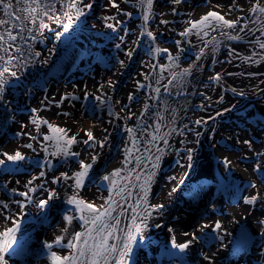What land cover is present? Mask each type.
<instances>
[{
	"label": "bare ground",
	"instance_id": "6f19581e",
	"mask_svg": "<svg viewBox=\"0 0 264 264\" xmlns=\"http://www.w3.org/2000/svg\"><path fill=\"white\" fill-rule=\"evenodd\" d=\"M2 118L0 264H264V0H0Z\"/></svg>",
	"mask_w": 264,
	"mask_h": 264
},
{
	"label": "rangeland",
	"instance_id": "374dc122",
	"mask_svg": "<svg viewBox=\"0 0 264 264\" xmlns=\"http://www.w3.org/2000/svg\"><path fill=\"white\" fill-rule=\"evenodd\" d=\"M58 23H57V21L51 23V25H50L51 28L53 29V27H55V25H57ZM54 31L57 32L59 30H54ZM93 32H95V31H93ZM22 33H23V31L20 32V34H22ZM88 34L90 35V37L94 38V35L95 34H93V36H92V33L89 30H88ZM36 35L39 36L40 33L37 32ZM52 35H53V37L57 36V39L55 41L61 40L58 35H56V34H52ZM42 37L43 38H41V37L36 38L35 37L34 40H33V42L36 43L37 45H42V44H40L42 39L45 38L46 41L49 40V36L48 35H42ZM94 40H95V43H98L99 42L96 39H94ZM33 42H30V43L33 44ZM42 49L47 54L48 49L45 48V46L42 47ZM58 59L59 58L57 57L56 60H58ZM48 60H49V62H48L49 65L47 66L48 68H46V69L52 71V73H50V74H52V76L55 75L57 77V76H61L62 74L64 75V73L69 70V68L68 69H65L63 67V64L64 63H62L61 61L55 62L54 60H52V57H49ZM46 77L44 79H42V78L41 79H38L37 86H42V87H43V85L46 86L47 85V83L45 81L46 80ZM8 87H9L8 89H9L10 96H8L7 98L11 99L15 95L14 92L16 93V90L13 92V89H15V84L14 83H8ZM19 88H20V86H19ZM15 101H16V99L13 102V104L15 106L14 112H17L18 103L15 102ZM27 106H28V104L27 105H20V108L22 110L26 111ZM28 110H29V107H28ZM24 111L22 112V114L25 113ZM9 115H10L9 112L6 111V118H5L6 120H7V118H8ZM3 121L4 120L2 118L0 120V143L2 142V143L7 144L8 143V139L10 137H12V135L10 134V131H9L10 130V127L8 128V127L4 126V124L6 122H3ZM112 138H113V136H112ZM110 141H112V144L109 143L110 145H107V146L114 151L115 148L113 147V145L114 144H117L118 145L119 142L116 139H110L109 142ZM215 185H216L215 187H212L211 190L206 191L205 194H203L201 196H199V195L198 196H192L191 198H189L188 203H185L184 204V206H185L184 208L185 209H183V210H185V212L189 216V217H187L188 219L185 220V221L188 222V224H190V221H191L192 224H194L198 219L202 218L206 214V211H207L206 206L209 205V204H212L215 200L221 199V200H224V201H226V200L231 201V200H233V199H235L237 197L236 194H235L237 192L236 191L234 192V190L232 188H229L227 186L226 187H220V184H218V183H215ZM193 195H196V194H193ZM181 211H182V209H181ZM49 222L50 221L44 222L43 225H42V227L43 228H46L49 225L48 224ZM201 237H202V232H201ZM41 239L42 238H38V241L40 243H42ZM203 240H206V239H203ZM200 241L202 243V240H200ZM247 241H248L247 244H250V245H253L254 246V245H258L259 238L258 237H250V238H247ZM30 244L31 243H29V242L26 244V246H27L28 249L30 247ZM37 252L32 251V253H30V255H29V258L30 257L31 258L35 257L36 256L35 254ZM37 255H39V254H37ZM144 256L146 258V255H144ZM158 260L160 262L159 264H197V262L191 261V260L190 261H187V259H184L185 261H182L180 258H172V254L168 253V251L166 253L160 252L159 255H158ZM24 262H26V260ZM243 263H245V262H242V264ZM151 264H154V263L151 262Z\"/></svg>",
	"mask_w": 264,
	"mask_h": 264
}]
</instances>
